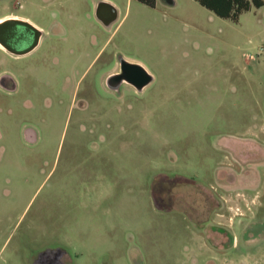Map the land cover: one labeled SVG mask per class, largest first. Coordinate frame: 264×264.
Returning a JSON list of instances; mask_svg holds the SVG:
<instances>
[{
	"label": "rangeland",
	"instance_id": "obj_1",
	"mask_svg": "<svg viewBox=\"0 0 264 264\" xmlns=\"http://www.w3.org/2000/svg\"><path fill=\"white\" fill-rule=\"evenodd\" d=\"M98 1L0 0L43 31L0 54V264H264V6Z\"/></svg>",
	"mask_w": 264,
	"mask_h": 264
},
{
	"label": "flooded vegetation",
	"instance_id": "obj_2",
	"mask_svg": "<svg viewBox=\"0 0 264 264\" xmlns=\"http://www.w3.org/2000/svg\"><path fill=\"white\" fill-rule=\"evenodd\" d=\"M103 18H108L111 15L110 7L101 9ZM12 18L7 24L0 27V54L7 55L15 61H22L25 64L27 59L36 55L35 51L43 42V31L37 27L28 17L22 15H11L1 18ZM38 29H36L35 27ZM118 83L117 79H110L106 86L114 87ZM123 83L119 84L121 86ZM19 83L11 71L4 70L0 72V96L17 94ZM113 89V88H111ZM6 97V96H5Z\"/></svg>",
	"mask_w": 264,
	"mask_h": 264
},
{
	"label": "water",
	"instance_id": "obj_3",
	"mask_svg": "<svg viewBox=\"0 0 264 264\" xmlns=\"http://www.w3.org/2000/svg\"><path fill=\"white\" fill-rule=\"evenodd\" d=\"M106 6L110 7L111 15L108 18H103L100 12H101V9ZM95 14H96V17L102 23H104L105 25H109L116 17V9L108 1L99 0L96 5ZM11 20L12 18H5L3 20H0V27L7 24ZM32 26L35 27L34 25ZM35 28L38 29L37 27ZM113 78L117 79L118 83L114 87H111V88L118 89L119 84L126 82V83L133 85L137 91H141L153 79L152 75L145 68H143V66L139 65L138 63L127 61L122 57H119V70L107 77V84H109V80ZM26 134L28 136L30 135L31 137H32V134L34 136L33 132L32 133L27 132ZM33 139H31V141H34Z\"/></svg>",
	"mask_w": 264,
	"mask_h": 264
},
{
	"label": "trees",
	"instance_id": "obj_4",
	"mask_svg": "<svg viewBox=\"0 0 264 264\" xmlns=\"http://www.w3.org/2000/svg\"><path fill=\"white\" fill-rule=\"evenodd\" d=\"M146 5L153 6L155 0H138ZM201 6L210 10L214 15L237 21L239 15L250 8L264 6V0H195Z\"/></svg>",
	"mask_w": 264,
	"mask_h": 264
},
{
	"label": "crops",
	"instance_id": "obj_5",
	"mask_svg": "<svg viewBox=\"0 0 264 264\" xmlns=\"http://www.w3.org/2000/svg\"><path fill=\"white\" fill-rule=\"evenodd\" d=\"M105 1H107V0H105ZM124 59L127 60V61H130V62H131V60H129V58H128V59H127V58H124ZM116 62H117V64H118V68H119V59H118ZM116 62H115L114 64H116ZM150 83H151V82H150ZM150 83H149V84H150ZM149 84H148V85H149ZM215 207H217V206H215Z\"/></svg>",
	"mask_w": 264,
	"mask_h": 264
}]
</instances>
